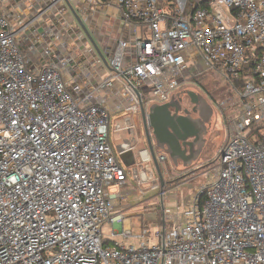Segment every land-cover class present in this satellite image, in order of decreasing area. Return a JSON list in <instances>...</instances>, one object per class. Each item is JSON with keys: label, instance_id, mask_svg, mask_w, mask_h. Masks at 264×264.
Returning <instances> with one entry per match:
<instances>
[{"label": "built area", "instance_id": "built-area-1", "mask_svg": "<svg viewBox=\"0 0 264 264\" xmlns=\"http://www.w3.org/2000/svg\"><path fill=\"white\" fill-rule=\"evenodd\" d=\"M67 1L94 38L118 24L110 52L95 38L108 66L66 0H0V264H264V0ZM202 63L241 99L219 163L161 229L105 245L127 180L111 115L136 128L135 89L167 102Z\"/></svg>", "mask_w": 264, "mask_h": 264}, {"label": "rangeland", "instance_id": "rangeland-1", "mask_svg": "<svg viewBox=\"0 0 264 264\" xmlns=\"http://www.w3.org/2000/svg\"><path fill=\"white\" fill-rule=\"evenodd\" d=\"M97 20L100 22L91 21L90 28L94 32L99 45L110 52L113 42L112 37L118 38V24L112 23L111 20L107 21V19L103 22L104 19L102 18H97ZM102 22L103 25L101 26ZM106 26H109V29ZM126 33L124 29L123 34L126 35ZM202 65L205 70L192 72L188 80L172 92V94L176 93L181 96L183 108H190L193 105L187 95L188 91L194 92L199 97V109L203 110L205 115V132L202 142L200 144L196 143V149L199 150L198 154L185 163L182 160L173 163L170 159H167L165 163L162 162L164 190L161 189L158 182L155 184L149 182L140 186L134 179L129 182V187L118 188L125 199L122 201L121 206L119 204L115 207V211L123 215L124 221L119 222L118 228H113L114 231H121L126 224L129 225L130 220L134 224L132 228L134 232L140 226V221H144L145 224L149 225V231L161 229L163 226V210L167 209L168 202L170 203L172 200L174 203L181 204L179 210H182V203L186 204L190 195L204 185L208 175H210L211 167L219 163L218 150L227 141L230 122L239 113L241 99L220 71L207 68L204 63ZM143 98L146 109L152 103L159 102L152 93L144 94ZM113 106L114 102L111 108ZM125 113L122 111L111 115L109 135L113 147L114 121L116 122ZM132 118L135 127L142 130L140 114L132 115ZM159 153H164V151L160 150ZM111 232V225L105 223L102 227V235L106 238ZM113 235L114 237L109 239L116 242L136 245L141 241L137 237L128 238L121 234Z\"/></svg>", "mask_w": 264, "mask_h": 264}, {"label": "water", "instance_id": "water-1", "mask_svg": "<svg viewBox=\"0 0 264 264\" xmlns=\"http://www.w3.org/2000/svg\"><path fill=\"white\" fill-rule=\"evenodd\" d=\"M66 3L98 56L101 58L103 63L108 66L107 60L103 55L98 42L78 16L69 1L66 0ZM134 93L139 101L140 117L144 136V142L141 143V147H137V145L136 147L139 152L144 149L149 154L153 165L152 171L154 170L156 173V179L153 180L152 183L155 184L159 181L162 189L164 186V179L162 171L160 170L161 164L157 151L163 150L167 154L168 159H170L173 163H176L177 160H182L185 163L186 161H184V159H189L188 161H190L199 152L198 149L193 151L192 148L193 144H200L202 142L201 135L205 126L202 120L187 114L188 110L183 109L184 112L186 111V115L178 114L182 110L179 101L175 99V95H172L167 102L152 103L146 109L141 101L140 93L136 89L134 90ZM187 95L189 96L191 103H198L199 97L194 92L188 91ZM172 109L173 113L171 112ZM149 128L152 129L151 132L149 131ZM187 139H193V142H189L191 148L188 154H186V150L182 148ZM124 164L126 166L129 165V163ZM145 173L147 174V171H145L144 174Z\"/></svg>", "mask_w": 264, "mask_h": 264}, {"label": "crops", "instance_id": "crops-1", "mask_svg": "<svg viewBox=\"0 0 264 264\" xmlns=\"http://www.w3.org/2000/svg\"><path fill=\"white\" fill-rule=\"evenodd\" d=\"M125 114L122 115L121 117H119V119L116 122L114 121L113 138H112L113 143H114V147H113V144H111L110 135H109V142H110V145L112 147V150H113L115 156L117 157V160L120 162L121 165H123V167L126 170L127 180H126V184L124 186L129 187V185H130L129 182H132L133 179L135 180V182L138 185L141 186L143 184H140L138 182L137 177L134 175V172H133V169H135V167L139 168L138 175H140L142 180H145L146 176H148V178L151 179V178L155 177L156 174L155 173L152 174V172H151L153 165H152L151 160H149L147 158V152L144 151V149H142L140 152L137 150V147L138 146L141 147V143L144 142V136H143L142 130L140 128H138V129L137 128H134V129L131 128V129H123V130L118 131L117 126L120 125L124 116H126ZM136 145H137V147H136ZM129 152H132V153H129ZM124 163H129V165L126 166ZM145 171H147V174L146 173L144 174ZM153 180L154 179H152L150 182L152 183ZM158 183H159V181H158ZM124 199L125 198H123V200ZM122 204L123 203H121L119 206H121ZM176 205L178 206V208L181 206V204L179 205V204H177V202L174 203L172 200L170 203L168 202L167 209L169 210L170 213L174 212V210H176ZM183 206H185V204L182 203V207ZM115 213H117V212L115 211ZM107 223H109L111 225L112 232H111V234L108 235L109 237L107 236L108 238L107 237L106 238L104 237V238L106 239V242L111 243L109 241V238L114 237L113 234H121V231H114L113 230V228H118V226H117V225H119L118 223H110V222H107ZM140 223H141L140 226L145 224L144 221H140ZM129 224L131 225L132 228L134 227V224H132L131 220H130ZM124 227H126V225ZM139 227H137V230Z\"/></svg>", "mask_w": 264, "mask_h": 264}, {"label": "flooded vegetation", "instance_id": "flooded-vegetation-1", "mask_svg": "<svg viewBox=\"0 0 264 264\" xmlns=\"http://www.w3.org/2000/svg\"><path fill=\"white\" fill-rule=\"evenodd\" d=\"M175 99H177L178 101H179V104H180V106H181V110L182 111H180L178 114H181V115H186L185 114V112H184V110H188V112H187V114H189L190 116H192V117H194V118H198V119H200V120H202L203 121V123H204V126H205V115H204V112H203V110H200L199 108V103H197V104H193L190 108L188 107V108H183L184 106H183V104H182V98H181V96H178V94H176L175 93ZM184 109V110H183ZM171 112L173 113V109L171 110ZM151 128H149V131L151 132ZM204 132H205V127H204V131L202 132V135H201V139H204L203 137H204ZM189 142H193V139H187L186 140V142H185V145L184 146H182V148H184L185 150H186V154H188L189 153V150H190V145H189ZM196 149V144H193V148H192V150L194 151ZM160 152V150H158L157 151V155H159V154H164L165 155V160H167L168 159V157H167V154L164 152V153H159ZM194 153V152H193ZM191 155H192V153H191ZM189 159H184V161H188Z\"/></svg>", "mask_w": 264, "mask_h": 264}, {"label": "trees", "instance_id": "trees-1", "mask_svg": "<svg viewBox=\"0 0 264 264\" xmlns=\"http://www.w3.org/2000/svg\"><path fill=\"white\" fill-rule=\"evenodd\" d=\"M225 143H226V142H225ZM225 143H224V144H225ZM224 144H223V145H224ZM161 166H162V165H160V170H161ZM161 171H162V170H161ZM164 187H165V182H164V186H163L162 190H164ZM105 241H106V240H105ZM107 244H109V243H108V242H105V245H107Z\"/></svg>", "mask_w": 264, "mask_h": 264}]
</instances>
